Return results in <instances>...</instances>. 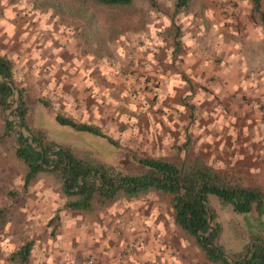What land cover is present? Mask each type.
Listing matches in <instances>:
<instances>
[{
	"label": "rangeland",
	"instance_id": "374dc122",
	"mask_svg": "<svg viewBox=\"0 0 264 264\" xmlns=\"http://www.w3.org/2000/svg\"><path fill=\"white\" fill-rule=\"evenodd\" d=\"M157 1L159 9L149 6L146 0H137L129 7L112 11L98 10V21L84 34L79 19L67 14H58L53 8L35 9L31 0H0V52L15 56L20 77L27 89L35 126L45 129L54 140L78 151L88 152L111 166L130 165L131 155L134 154H156L173 161L183 158L184 153L179 150V146L184 142L186 134H191L192 131L187 129L184 134L176 129L180 124L186 127L188 121L182 119L180 124L175 121L176 127L172 128L166 113L161 112L159 124L156 120L153 121L156 116H150L156 114L154 109H150V105L144 112L145 104L149 103L148 100L153 95L152 90L153 96H163H158L159 83H149L154 74L138 66L137 72L133 69V61H136L134 50L142 47L145 40L154 35L161 38L160 33L164 30L160 27L162 24L169 26L171 21L178 24L186 14L205 15L209 12L208 4L206 0H189L188 8L175 14V0ZM201 1H204L205 6L201 14H198ZM219 1L222 4H219ZM212 2L210 7L216 9L220 15L227 11L223 2H229L233 9L237 6V0ZM165 28L167 32V26ZM158 29H161V32H158ZM167 34L171 37L170 33ZM49 48H54L57 52H50ZM42 55L45 60L41 58ZM69 56L71 60L68 62ZM68 63L79 66L80 70L74 69L72 73L67 71ZM89 65L92 68L90 81L95 83V87H91L90 83V87L86 85L81 88L83 81L79 75ZM110 71L115 76L119 75L120 88L109 86L110 83H117L112 82L107 75ZM96 72L98 75L92 76ZM69 75L72 76L71 79H68ZM140 81L141 86L136 88L134 84ZM141 91L144 93H140ZM40 99L47 101L45 106ZM136 105L141 106L142 111H137ZM16 106L18 97H15L14 108ZM58 112L98 125L105 135L62 125L55 118ZM10 114L11 110L7 112L10 120H17V117H10ZM18 130L24 136L30 137L23 127L20 126ZM4 134L0 120V208H7L6 227L5 230L0 229V245H3V250L0 248V258H5L6 253L24 240L33 238L36 241L44 235L52 240L61 237L60 229L57 228L58 211L53 212L56 214L49 221L56 222V225L50 226L49 229L40 217L49 213L50 200H63L64 207L68 209L65 206L66 197L61 190L62 183L53 175L38 173L24 186L27 167L16 157L12 138ZM107 135L115 142H110ZM194 140L189 150L192 156L202 155L225 178L241 183L240 178L225 168L223 153H215L214 143L210 142L207 133H201ZM140 199L145 200L147 204L152 203L155 213L151 223L153 228L159 231L155 237L153 235L152 239H148L152 244L147 253L150 263L218 264L210 262L195 239L174 223L167 197L151 192L134 199L121 197L105 203L96 202L89 211H72H78V214L82 213L87 217H97L99 211L106 207L119 202L128 206V203L133 204V201ZM209 204L217 211V220L222 227L220 243L223 250L228 253L241 251L247 243L242 220L228 207L221 206L214 195L210 196ZM53 209L55 210V207ZM99 219L103 223V217L100 216ZM93 228L94 226L91 227L88 223L83 226V230L89 232ZM160 234L164 236L161 246L158 241ZM127 250L130 251L128 247ZM130 252L123 250L118 254L125 256ZM85 262L102 264L94 255H90Z\"/></svg>",
	"mask_w": 264,
	"mask_h": 264
},
{
	"label": "crops",
	"instance_id": "0c3cea01",
	"mask_svg": "<svg viewBox=\"0 0 264 264\" xmlns=\"http://www.w3.org/2000/svg\"><path fill=\"white\" fill-rule=\"evenodd\" d=\"M206 3L209 12L205 15L186 14L178 23L183 47L177 57H173V42L165 32V26L167 29L169 26L164 24L160 26L163 32L158 29L161 38L154 35L134 50L133 69L137 72L138 66L154 74L149 83H159L158 96H163H153L152 90L153 95L144 109L150 105L155 110L156 114L150 116H156L153 121L157 123L161 121V112L166 113L172 128L176 127L175 121L180 124V120L186 119L187 126L180 124L176 130L185 134L189 129L193 141L201 133H207L215 153H223L225 168L244 185L264 190V23L252 17L250 0H237L235 9L229 2H223L227 9L223 15L210 7L212 0ZM261 11L264 12V0ZM49 50L57 52L54 48ZM41 58L45 60L43 55ZM67 69L72 73L80 67L68 63ZM91 69L89 65L80 73L84 85L81 88L90 87V83L95 87L90 81ZM107 75L112 82H117L110 83V87L120 86L119 75L115 76L112 71ZM71 78L69 75L68 79ZM140 83H135V87L139 88ZM140 108L136 105L137 111H142ZM63 202L50 200L49 213L40 217L49 229L56 225L49 221L56 214L53 212L58 211L57 228L61 237L38 238L29 264H87L85 261L90 255L97 256L102 264H152L147 256L152 245L148 239L159 232L151 223L155 213L152 203L140 199L126 206L119 202L99 211L97 217H87L66 209ZM86 223L94 226L91 232L83 230ZM161 234L160 246L164 243ZM0 248L3 250L2 244ZM123 250L130 253L119 255ZM0 264L9 263L0 258Z\"/></svg>",
	"mask_w": 264,
	"mask_h": 264
},
{
	"label": "trees",
	"instance_id": "16d2710c",
	"mask_svg": "<svg viewBox=\"0 0 264 264\" xmlns=\"http://www.w3.org/2000/svg\"><path fill=\"white\" fill-rule=\"evenodd\" d=\"M137 0H31L35 9H54L58 14H67L81 21L82 32L98 21L96 11H112L132 6ZM252 17L264 23L261 11L262 0H250ZM149 6L159 9L157 0H146ZM198 14L204 10L201 1ZM189 0H175L174 12L188 8ZM89 28V29H88ZM167 32L173 42V57L182 50L181 26L171 21ZM87 34V33H86ZM14 55L0 52V120L4 135L11 137L15 155L27 171L24 186L38 173H47L58 178L66 197L65 206L71 210L93 209L96 202L105 203L118 198L134 199L144 194L155 193L167 197L174 223L195 239L204 256L218 264H264V190L240 182H231L202 155L189 152L193 139L188 132L179 146L184 156L173 161L156 154L131 155L128 166H111L88 152L78 151L60 143L45 129L34 125L32 109L27 98V89L20 77ZM15 86V89L14 87ZM15 97L18 106L14 108ZM185 99V97H183ZM45 106L47 101L40 99ZM10 117H17L12 121ZM60 124L73 129L105 135L98 125L83 122L66 114L56 113ZM23 127L24 136L18 128ZM189 130V129H188ZM110 142H115L108 136ZM32 138V140L30 139ZM217 197L223 207L242 220L247 236L245 247L228 253L220 243L222 227L217 220V211L210 206V196ZM7 208H0V229L5 230ZM213 227V229H212ZM212 229V230H211ZM35 240L22 241L6 253L9 264H29Z\"/></svg>",
	"mask_w": 264,
	"mask_h": 264
},
{
	"label": "water",
	"instance_id": "95a60500",
	"mask_svg": "<svg viewBox=\"0 0 264 264\" xmlns=\"http://www.w3.org/2000/svg\"><path fill=\"white\" fill-rule=\"evenodd\" d=\"M13 87H14V89H15V86H13ZM16 105H17V101H16ZM30 139L32 140V138H30ZM212 229H213V227H212ZM212 229H211V230H212Z\"/></svg>",
	"mask_w": 264,
	"mask_h": 264
},
{
	"label": "built area",
	"instance_id": "2783aa9c",
	"mask_svg": "<svg viewBox=\"0 0 264 264\" xmlns=\"http://www.w3.org/2000/svg\"><path fill=\"white\" fill-rule=\"evenodd\" d=\"M131 250V248H129ZM89 263H91V261H88Z\"/></svg>",
	"mask_w": 264,
	"mask_h": 264
}]
</instances>
